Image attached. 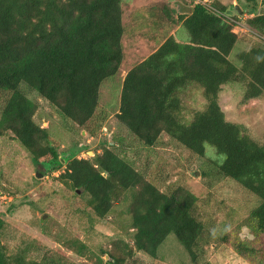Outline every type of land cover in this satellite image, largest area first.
Instances as JSON below:
<instances>
[{
  "label": "trees",
  "instance_id": "16d2710c",
  "mask_svg": "<svg viewBox=\"0 0 264 264\" xmlns=\"http://www.w3.org/2000/svg\"><path fill=\"white\" fill-rule=\"evenodd\" d=\"M127 1L0 0V136L11 133L44 172L59 169L65 160L59 181L86 194L97 219H105L114 201L130 193L132 245L118 246L108 254L110 261L95 257V264H124L134 252L156 259L169 234L190 264H199L207 231L197 217L194 195L182 188L160 192L114 147H103L91 158L61 157L58 143L34 121L36 105L23 91L36 93L79 128L87 127L95 118L101 85L117 76L123 61ZM190 6L189 13H165L170 27L177 28L126 72L115 116L145 147H153L166 134L197 157H203L206 148L214 149L221 158L218 173L258 200L248 220L264 238V134L256 142L228 122L218 104L221 88L230 83L243 86V101L264 97V12L255 4L246 11L251 16L248 26L258 31L263 45L237 53L235 65L228 59L237 41L229 9L193 1ZM193 86L202 90L205 106L185 124L181 96ZM68 245L85 255L84 244ZM234 249L244 257L256 253L241 243ZM25 252L6 256L0 247V264H26ZM259 255L264 257V250ZM34 264L72 263L45 253Z\"/></svg>",
  "mask_w": 264,
  "mask_h": 264
},
{
  "label": "rangeland",
  "instance_id": "374dc122",
  "mask_svg": "<svg viewBox=\"0 0 264 264\" xmlns=\"http://www.w3.org/2000/svg\"><path fill=\"white\" fill-rule=\"evenodd\" d=\"M192 1L126 2L123 8V61L117 76L101 85L95 118L87 127L79 128L36 93L27 88L23 91L36 105L34 121L46 128L58 143L61 157L91 158L103 147H114L160 192L170 193L182 188L194 195L197 217L207 231L201 243L199 264H264V257L259 255L264 250V238L248 220L258 200L218 173L216 166L221 158L214 149L206 148L205 155L197 157L166 134H162L153 147H145L115 116L124 72L152 53L167 35L174 32L165 13L172 16L174 11L181 10L180 6L191 5ZM206 3L224 6L231 12L235 21L232 31L237 41L228 59L235 65L239 64L237 53L263 45L258 31L248 26L247 20L251 16L246 11L255 4L259 13L264 12V0H206ZM234 12L237 15H232ZM243 91L239 83L224 85L218 95V104L228 122L239 125L250 138L261 142L264 97L243 101ZM184 92L181 96L182 118L186 124L194 112L204 109L205 99L199 87H187ZM90 131L95 135L92 136ZM65 163L57 170L44 172L32 163L11 133L0 136V247L6 256L20 255L25 249L26 264H34L45 253L57 254L72 264H95V257L110 261L108 254L119 250L118 246L132 245L130 193L114 201L105 219H97L87 206V195L75 193L59 181ZM75 241L85 245L84 256L77 255L75 248L68 245ZM237 243L253 247L256 253L245 257L239 255L234 249ZM101 251L107 254L102 256ZM124 264H190V261L174 235L169 234L158 247L156 259L134 252Z\"/></svg>",
  "mask_w": 264,
  "mask_h": 264
},
{
  "label": "crops",
  "instance_id": "0c3cea01",
  "mask_svg": "<svg viewBox=\"0 0 264 264\" xmlns=\"http://www.w3.org/2000/svg\"><path fill=\"white\" fill-rule=\"evenodd\" d=\"M175 6L177 7L178 4H175ZM180 7H181V10H180V11H183V12H185V13H189V12L191 11V6H190V5L183 4V5L180 6ZM166 20H168V19L166 18ZM176 28H177V27H176ZM174 29H175V28H174ZM174 29H173V31L175 32L176 29H175V30H174ZM174 32H173V33H174ZM173 33H172V34H173ZM169 35H170V34H169ZM141 60H142V59H140L138 62H140ZM132 66H133V65H132ZM132 66H131V67H132ZM131 67H130V68H131ZM130 68H129V69H130ZM129 69H128V70H129ZM128 70H127V71H128ZM127 71H126V72H127ZM126 72H124V75L126 74Z\"/></svg>",
  "mask_w": 264,
  "mask_h": 264
},
{
  "label": "built area",
  "instance_id": "2783aa9c",
  "mask_svg": "<svg viewBox=\"0 0 264 264\" xmlns=\"http://www.w3.org/2000/svg\"><path fill=\"white\" fill-rule=\"evenodd\" d=\"M194 4L206 3V0H193Z\"/></svg>",
  "mask_w": 264,
  "mask_h": 264
},
{
  "label": "water",
  "instance_id": "95a60500",
  "mask_svg": "<svg viewBox=\"0 0 264 264\" xmlns=\"http://www.w3.org/2000/svg\"><path fill=\"white\" fill-rule=\"evenodd\" d=\"M234 9L238 12V14H241V11L238 9L237 6H234ZM64 162H65V160L62 161V163H64ZM44 216H45V215H44Z\"/></svg>",
  "mask_w": 264,
  "mask_h": 264
}]
</instances>
